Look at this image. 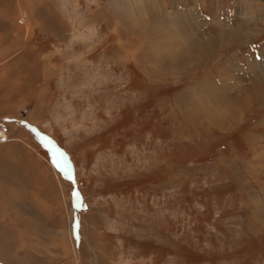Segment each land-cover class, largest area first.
I'll use <instances>...</instances> for the list:
<instances>
[{
	"label": "rangeland",
	"instance_id": "1",
	"mask_svg": "<svg viewBox=\"0 0 264 264\" xmlns=\"http://www.w3.org/2000/svg\"><path fill=\"white\" fill-rule=\"evenodd\" d=\"M0 264H264V0H0Z\"/></svg>",
	"mask_w": 264,
	"mask_h": 264
},
{
	"label": "bare ground",
	"instance_id": "2",
	"mask_svg": "<svg viewBox=\"0 0 264 264\" xmlns=\"http://www.w3.org/2000/svg\"><path fill=\"white\" fill-rule=\"evenodd\" d=\"M130 1H133V0H130ZM130 4V3H129ZM132 4V3H131ZM129 6H131V9H133V6L132 5H129ZM127 9V8H126ZM169 18V22L167 23L168 24V26H171V27H173V28H175L176 26H177V23H178V19L177 18H175V17H171V16H169L168 17ZM175 18V19H174ZM180 24V23H179ZM171 30V29H170ZM247 103V102H246ZM63 156H66L65 154H63ZM64 160V159H63ZM65 160H67V158L65 157Z\"/></svg>",
	"mask_w": 264,
	"mask_h": 264
},
{
	"label": "water",
	"instance_id": "3",
	"mask_svg": "<svg viewBox=\"0 0 264 264\" xmlns=\"http://www.w3.org/2000/svg\"><path fill=\"white\" fill-rule=\"evenodd\" d=\"M52 145H53V147H55L57 150H60L59 148H58V146L55 144V143H53L52 142ZM61 151V150H60ZM72 168V167H71ZM69 169V168H68ZM72 170V169H71Z\"/></svg>",
	"mask_w": 264,
	"mask_h": 264
}]
</instances>
